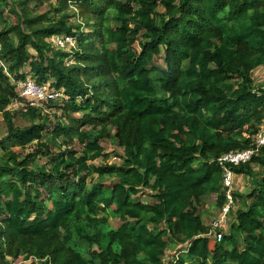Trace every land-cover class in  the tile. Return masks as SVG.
<instances>
[{
    "label": "trees",
    "instance_id": "obj_1",
    "mask_svg": "<svg viewBox=\"0 0 264 264\" xmlns=\"http://www.w3.org/2000/svg\"><path fill=\"white\" fill-rule=\"evenodd\" d=\"M50 1L0 0V264H264V148L220 243L199 211L264 124V0ZM29 78L60 116L19 98ZM105 141L121 161L96 167Z\"/></svg>",
    "mask_w": 264,
    "mask_h": 264
},
{
    "label": "built area",
    "instance_id": "obj_2",
    "mask_svg": "<svg viewBox=\"0 0 264 264\" xmlns=\"http://www.w3.org/2000/svg\"><path fill=\"white\" fill-rule=\"evenodd\" d=\"M55 45L61 50L74 49L75 41L71 37H58L55 39ZM19 98L23 99L32 107H41L48 102H57L64 98L62 93L51 90L49 84L44 86L37 85L32 79H27L17 84ZM255 137L253 147L237 152H230L220 156L216 164L222 173V189L225 196V204L219 210V216L212 221L209 235L213 236V240L217 243L222 241L223 234L220 230L221 226L227 222L229 213L234 207V171L233 168L248 163L253 156L258 155L260 150L264 148V124L260 128Z\"/></svg>",
    "mask_w": 264,
    "mask_h": 264
},
{
    "label": "rangeland",
    "instance_id": "obj_3",
    "mask_svg": "<svg viewBox=\"0 0 264 264\" xmlns=\"http://www.w3.org/2000/svg\"><path fill=\"white\" fill-rule=\"evenodd\" d=\"M50 2L54 3V0H51ZM14 7L18 8V5L15 4ZM30 7L33 8L34 7V3H32L30 5ZM3 11H4L3 12L4 18L7 19L10 22H12V21L14 22V20H13L14 19V15L9 11V9L8 8H4ZM2 27H3V25L0 26V29ZM253 79H254V82H255V86H257V87L260 86L264 82V68L256 69L253 72ZM24 104L25 103L22 102L20 99H16L15 102H12L9 105L8 110H10V111H18V110H20L23 107L25 108ZM26 105L30 106L29 104H26ZM30 107H32V106H30ZM61 107H62V100H59L57 102H54L53 103V107L48 108L47 111L49 113H54L55 112L57 114V117H58V116H60L61 112H60V110H56V109L61 108ZM37 108H44V107L41 106V107H37ZM49 109H52V110H49ZM43 112H46V109H44ZM1 120H2V115L0 113V138H3L5 136V134H6V131H5V128H4L3 124L1 123ZM50 121L51 122H56V119L52 118ZM34 147L35 146L30 147V148L32 149ZM102 147L104 149V153L109 156V159H107V160H102V159L97 160V161H95L93 163V165H95L96 167H102V166H104L106 164L110 165V164H113V163H117V164L120 163L121 159L119 157L115 158V156L119 155L120 153H122L121 149L116 147V145H114L111 141L103 142L102 143ZM30 148H28L27 151H30L31 150ZM73 149H74V151H79V150L82 149V147H80L79 145H74ZM37 163L40 164V160H37ZM234 177H235L234 178V194L239 192V193H241V195H245L246 193H248V191L251 188V184H250L249 180L248 179H241V178H240L241 180H239V177L237 176L238 177L237 178L238 181H237L236 180V175H234ZM108 183L109 182H106V184H108ZM234 208L235 209L237 208L236 204H234L233 209ZM199 211H200V215H201V218H202V221L204 222V224L208 225V226H211L212 221L217 219L218 216H219V209L216 208V196L215 195L206 196L203 199V202L201 203V205L199 207ZM229 217H228L227 222L224 223L221 226V228H220L223 236H224V234H226L228 232V229H229V225H230ZM109 222H110V225H112L113 227H117L118 224H119L118 219L111 218L110 215H109ZM94 249H95V247H94ZM174 249H175V245H172L171 242H170V247L166 250V253H165L166 258H168L169 260H170V257H172V255L174 254L173 253ZM179 254L180 253H175L174 255L175 256L176 255L179 256ZM15 264H30V261H28V262H18V263H15Z\"/></svg>",
    "mask_w": 264,
    "mask_h": 264
},
{
    "label": "crops",
    "instance_id": "obj_4",
    "mask_svg": "<svg viewBox=\"0 0 264 264\" xmlns=\"http://www.w3.org/2000/svg\"><path fill=\"white\" fill-rule=\"evenodd\" d=\"M236 180L238 181V179L236 178Z\"/></svg>",
    "mask_w": 264,
    "mask_h": 264
}]
</instances>
